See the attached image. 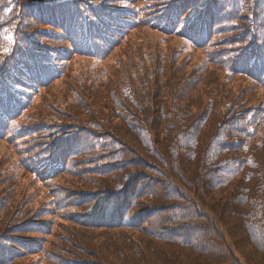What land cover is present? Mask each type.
I'll return each mask as SVG.
<instances>
[{"label":"trees","instance_id":"trees-1","mask_svg":"<svg viewBox=\"0 0 264 264\" xmlns=\"http://www.w3.org/2000/svg\"><path fill=\"white\" fill-rule=\"evenodd\" d=\"M0 148V264H264V0H0Z\"/></svg>","mask_w":264,"mask_h":264},{"label":"rangeland","instance_id":"rangeland-1","mask_svg":"<svg viewBox=\"0 0 264 264\" xmlns=\"http://www.w3.org/2000/svg\"><path fill=\"white\" fill-rule=\"evenodd\" d=\"M139 34L140 33H136L133 36L136 37ZM63 85H64V82L63 83L59 82V83L55 84L50 91L44 93L45 95L43 96V100L46 101L49 98V100H48L49 102H53V101L59 100L60 103H61L60 98L62 99V98L65 97V100H66V98H67L66 92L62 93L61 89H60L61 87H63ZM56 98H57V100H56ZM33 113L35 114V116L39 115V113H37L35 111ZM42 113H46V112H44L42 110ZM3 154H7L5 149H3ZM6 160H7L6 169L2 171L3 174H2V172H0V177H2V179H3L2 183H6V186H7V189L9 191V194H11V192H16V186L19 185L20 183L21 184H23V183L27 184V182H29V178H28V176H26L24 174V175H22V177L15 178L13 180L8 181V177L5 176V174L8 172L7 170L11 166L13 160L10 157H8ZM0 191H1V193L5 192L1 188H0ZM8 205H9V203H8ZM10 209L11 208L6 206V209H4V210L8 211ZM51 222H52L51 223L52 227L55 228V232L52 233L51 235L47 234V236L46 235H42V236H45V237H41L43 239L42 240L43 244H41V245L48 246L47 248H49V250L53 254V256L58 258L59 257L58 256L59 255V252H58L59 251V246L61 245L62 249L66 248L65 242L62 241V239H63L62 236H64L65 238L68 239L67 241H68L69 244L71 242V248H69L70 251H71V249L73 247L72 226H71V224L70 225H63L61 222L59 223V220L57 221L56 219L51 220ZM56 237L60 238V239H57ZM48 244H50V245H48ZM32 246H33L34 250H36V251L31 252V253H27V251L24 250V249H22L21 251L24 253V258L27 259L25 261H35V262H37L38 260H41V258H42L41 253H42V251H44L43 250L44 248L40 249L38 247V244L35 243V242L32 243ZM73 253H74V251H73ZM67 255H68V258H70V259H67V260L71 261V259H72L73 261H75L74 260V254L72 255V257H70L69 252H68ZM21 261L25 264L24 260L21 259ZM43 262H44V264H51L49 261H43Z\"/></svg>","mask_w":264,"mask_h":264},{"label":"bare ground","instance_id":"bare-ground-1","mask_svg":"<svg viewBox=\"0 0 264 264\" xmlns=\"http://www.w3.org/2000/svg\"><path fill=\"white\" fill-rule=\"evenodd\" d=\"M246 69H248V67H247ZM256 73H257V72H256Z\"/></svg>","mask_w":264,"mask_h":264}]
</instances>
